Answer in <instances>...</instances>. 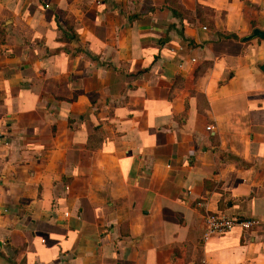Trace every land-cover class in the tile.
Masks as SVG:
<instances>
[{
	"label": "crops",
	"instance_id": "obj_1",
	"mask_svg": "<svg viewBox=\"0 0 264 264\" xmlns=\"http://www.w3.org/2000/svg\"><path fill=\"white\" fill-rule=\"evenodd\" d=\"M253 29L264 0H0V264H264ZM214 211L254 223L203 242Z\"/></svg>",
	"mask_w": 264,
	"mask_h": 264
},
{
	"label": "built area",
	"instance_id": "obj_2",
	"mask_svg": "<svg viewBox=\"0 0 264 264\" xmlns=\"http://www.w3.org/2000/svg\"><path fill=\"white\" fill-rule=\"evenodd\" d=\"M210 130V127H206ZM254 221L246 218H231L222 211L206 212L202 218V241L216 236H220L234 226H239L242 229H248L253 225Z\"/></svg>",
	"mask_w": 264,
	"mask_h": 264
},
{
	"label": "water",
	"instance_id": "obj_3",
	"mask_svg": "<svg viewBox=\"0 0 264 264\" xmlns=\"http://www.w3.org/2000/svg\"><path fill=\"white\" fill-rule=\"evenodd\" d=\"M254 37L264 40V30L253 29L252 33L249 36L245 37L243 41L249 40ZM259 69L264 72V63L259 67Z\"/></svg>",
	"mask_w": 264,
	"mask_h": 264
}]
</instances>
